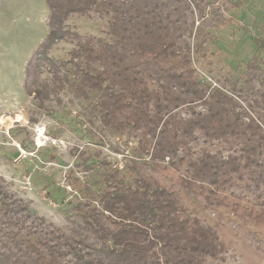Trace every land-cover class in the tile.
I'll return each mask as SVG.
<instances>
[{"label": "trees", "instance_id": "obj_1", "mask_svg": "<svg viewBox=\"0 0 264 264\" xmlns=\"http://www.w3.org/2000/svg\"><path fill=\"white\" fill-rule=\"evenodd\" d=\"M47 2L51 29L37 55L54 81L42 80L35 97L44 101L57 81L66 83L104 129L139 134L151 161L135 162L130 182L105 174V189L93 192L99 206H77L68 228L36 215L0 175V264H220L226 244L219 229L234 219L209 214L223 212L225 191L254 206L264 201V120L232 90L195 77L183 39L195 24L188 11L206 16L202 0ZM91 10L108 14L109 38L83 40L67 27L71 15ZM70 37L77 40L70 60L48 56ZM258 59L247 75L264 79ZM183 107L187 116L177 113ZM199 140L224 142L228 152L197 149ZM253 233L264 241V226Z\"/></svg>", "mask_w": 264, "mask_h": 264}, {"label": "rangeland", "instance_id": "obj_2", "mask_svg": "<svg viewBox=\"0 0 264 264\" xmlns=\"http://www.w3.org/2000/svg\"><path fill=\"white\" fill-rule=\"evenodd\" d=\"M202 2L206 16L200 18L194 8L192 15L188 11L195 24L192 34L183 39V53L190 55L195 77L212 88L232 90L250 115L264 120L260 95L264 79L247 75L253 57L259 58L264 74V0ZM51 12L47 0H0V175L8 190L28 201L36 215L68 228L69 219L79 218L77 206L86 202L99 206L93 192L105 189V174L116 172L130 182L139 171L135 162L151 159L142 150L139 134L118 135L104 129L87 102L66 83L57 81L44 101L35 97L33 91L42 87V80L54 81L37 55L47 42ZM66 25L83 40L110 37L109 16L104 12L71 15ZM202 40V48L194 49ZM76 41L70 37L55 42L48 56L70 60ZM188 110L183 107L177 113L187 116ZM194 147L228 152V145L218 141L199 140ZM225 196L223 212L209 214L211 218L230 214L234 219L219 229L226 244L220 264H264V241L253 233L264 226V201L254 206L228 191Z\"/></svg>", "mask_w": 264, "mask_h": 264}]
</instances>
